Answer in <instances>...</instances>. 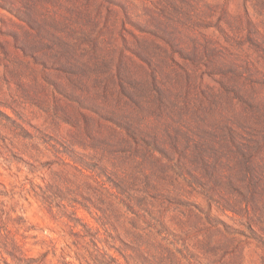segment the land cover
<instances>
[{
  "label": "rangeland",
  "instance_id": "rangeland-1",
  "mask_svg": "<svg viewBox=\"0 0 264 264\" xmlns=\"http://www.w3.org/2000/svg\"><path fill=\"white\" fill-rule=\"evenodd\" d=\"M0 264H264V0H0Z\"/></svg>",
  "mask_w": 264,
  "mask_h": 264
}]
</instances>
